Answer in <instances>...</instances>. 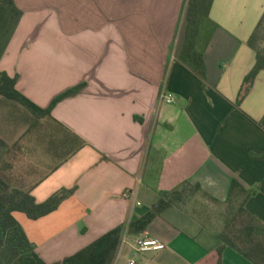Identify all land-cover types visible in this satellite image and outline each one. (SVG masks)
Returning <instances> with one entry per match:
<instances>
[{
	"label": "crops",
	"instance_id": "crops-1",
	"mask_svg": "<svg viewBox=\"0 0 264 264\" xmlns=\"http://www.w3.org/2000/svg\"><path fill=\"white\" fill-rule=\"evenodd\" d=\"M185 1L0 0V70L17 76L23 95L46 107L86 83L53 107L54 121L40 119L18 135L28 142L20 144L26 167L49 170L28 187L36 202L74 188L38 219L14 213L45 262L143 217L161 191L188 181L207 195L165 208L139 233L165 247L136 251V235L124 232L110 264H253L229 246L218 251V234L233 178L258 188L244 208L264 224V159L250 157L264 150V68L233 106L255 63L247 40L264 0L213 1L212 24L202 25L197 42L204 82L178 58ZM162 92L177 101L162 102ZM193 198L220 206L218 229L208 207L188 208Z\"/></svg>",
	"mask_w": 264,
	"mask_h": 264
},
{
	"label": "trees",
	"instance_id": "trees-1",
	"mask_svg": "<svg viewBox=\"0 0 264 264\" xmlns=\"http://www.w3.org/2000/svg\"><path fill=\"white\" fill-rule=\"evenodd\" d=\"M214 0H186L183 10V43L179 60L186 65L202 82L206 79L204 55L197 47L198 35L203 24L211 23L210 9ZM247 44L255 51V63L243 78L238 96L233 103L236 108L250 91L258 73L264 68V13ZM17 76H10L0 70V98L14 102L27 109L23 121L31 120L37 127L40 119L53 120L51 111L62 99L78 94L86 85L80 82L56 95L48 106L40 107L16 88ZM31 118V119H30ZM33 118V121H32ZM78 139V138H77ZM79 144L83 145L79 139ZM253 159H264V150L250 153ZM4 167H2L3 169ZM74 188H61L42 202H36L29 188L11 185L0 174V256L3 264H110L121 242L124 232L137 235L165 208L184 201L196 193L205 194L199 184L182 182L178 187L161 191L152 210L137 220L120 224L99 238L57 262L47 263L37 253L35 245L28 239L24 229L14 216L15 212L29 219H38L56 210L61 202L70 197ZM258 188H246L237 179L230 182L226 204V223L218 238L222 242L218 251L225 246L240 253L253 264H264V224L251 216L244 208L245 202L256 195ZM213 201L214 198L211 197Z\"/></svg>",
	"mask_w": 264,
	"mask_h": 264
},
{
	"label": "rangeland",
	"instance_id": "rangeland-1",
	"mask_svg": "<svg viewBox=\"0 0 264 264\" xmlns=\"http://www.w3.org/2000/svg\"><path fill=\"white\" fill-rule=\"evenodd\" d=\"M25 114H27L25 107L0 98V174L11 185H22L28 188L49 170L26 167L28 157L24 153L21 154L20 146L22 144L24 146L28 142L18 136L24 128L31 127V120H22ZM32 144L33 142L30 145ZM2 167L4 168L2 169ZM206 207L210 210L209 214L214 221L211 226L218 229L221 220L219 219L220 206L218 204L202 198H193L188 202V208L191 209L205 210Z\"/></svg>",
	"mask_w": 264,
	"mask_h": 264
},
{
	"label": "built area",
	"instance_id": "built-area-1",
	"mask_svg": "<svg viewBox=\"0 0 264 264\" xmlns=\"http://www.w3.org/2000/svg\"><path fill=\"white\" fill-rule=\"evenodd\" d=\"M160 100L166 104L175 103L177 97L171 92H162ZM165 247V244L156 238L148 237L144 234H138L134 238V248L136 251H157ZM128 264H136L134 259L129 260Z\"/></svg>",
	"mask_w": 264,
	"mask_h": 264
}]
</instances>
